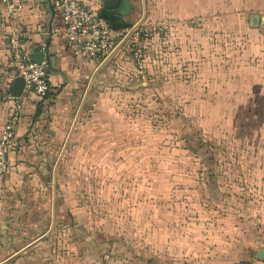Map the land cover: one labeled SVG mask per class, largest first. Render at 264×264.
Wrapping results in <instances>:
<instances>
[{"label": "rangeland", "instance_id": "1", "mask_svg": "<svg viewBox=\"0 0 264 264\" xmlns=\"http://www.w3.org/2000/svg\"><path fill=\"white\" fill-rule=\"evenodd\" d=\"M157 1L150 8L154 26H148L167 24L169 30L145 43L142 66L132 52L108 60L115 64L130 58L133 68L124 69L132 77L118 83L119 91L112 86L116 83H105L112 86L104 92L105 108L117 112L105 123L118 118L119 130L106 129L104 136L116 135L118 161L110 144L99 152L97 163L66 164L76 172L66 177L61 173L54 203L44 179L32 183V193L17 195L14 176H7L15 166L11 156L25 151L32 133L31 139L17 141V146L14 141L8 149V168L0 175V214L8 221L0 225V264L78 262L72 256L81 249L100 246L95 239L80 246L79 239L67 236L81 218L97 233L98 243L105 242V251L150 249L155 236L158 244L166 232L170 241L173 233H192L200 222L202 230L213 224L223 228L224 243L233 250L241 244L247 250L253 247L261 221L256 219L264 217V0L201 4L200 10L209 8V14L171 25V30L161 8L166 0ZM87 2L99 6L100 0ZM253 16L259 17L257 26L251 25ZM13 145L20 147L11 152ZM20 198L40 205L43 216L34 230L41 240L27 247L21 241L25 228L10 218L17 214L13 205H23ZM210 203L229 205L227 213L218 215ZM23 213L18 210L19 217ZM49 219L62 221L54 234L53 227L44 225ZM191 235L201 246L203 235ZM197 242L192 244L195 250ZM173 243L181 251L182 240ZM210 261L201 259L202 264Z\"/></svg>", "mask_w": 264, "mask_h": 264}, {"label": "crops", "instance_id": "2", "mask_svg": "<svg viewBox=\"0 0 264 264\" xmlns=\"http://www.w3.org/2000/svg\"><path fill=\"white\" fill-rule=\"evenodd\" d=\"M87 1L82 0L84 5L92 12L97 15L102 13V6L105 0H100L99 6L91 5ZM128 1L130 14L126 17H121L120 22L153 27L154 24L150 21L151 13H153L150 9L151 2L156 4L159 1ZM166 1L162 3L161 8L166 9V15L163 16L170 24V30L173 29L171 25L179 24L190 18L194 19L201 14H209V8H206V11L200 10L201 4L208 6H214L215 4L214 0ZM2 14L3 9L0 5V69L4 67L9 59ZM172 20L174 21L173 23H171ZM19 25L22 33L26 36V46L31 52V58L38 53H42L43 47L45 49V52L42 53L43 56L45 57L46 53H48L50 62L49 78L52 92L51 97L44 103H39L36 97L25 93L24 89L20 97L7 99L6 93L9 84L5 73L0 71V135L11 112L17 108L22 112V119L15 133V144L17 141L21 143L24 139H31L29 134L32 133V139L27 140V147H24L25 151L21 154L16 151L11 156L12 159H15V166L7 176H9V179L10 176H14L12 179L17 184L15 187L17 195L32 193L34 190L31 186L32 183L44 179L47 192L50 191L53 195L51 202L55 203L58 199L55 200V191L53 192V189L57 190L55 186L60 185L59 178L61 173L63 177H66L71 171L73 173L76 172V167L71 168V166H68L67 168L66 164L71 165L72 162L97 163L99 161V152L102 151L104 153L106 147L110 144L116 150V161H118L119 143L116 144L118 139L113 133L104 136V131L109 128L112 131L119 130V121L116 118L115 122L109 120L108 124L105 123V118L114 119L113 114L117 112L113 109H107L108 107L105 108L104 92L109 87L112 88V86L116 87L114 88L115 91H119L118 87L120 85L118 83L130 80L132 75L123 71L124 69L133 70L132 63L130 58H126L122 63L114 64L108 60L102 62L93 61L76 55L63 39L61 13L55 0H24V8L20 13ZM162 26H166V30H169L167 24ZM176 27L180 28L179 25ZM120 57L121 54H117L116 58ZM106 82L116 84L108 87V85H105ZM16 146L11 152L20 147ZM72 149L74 152H72ZM93 152L96 153L94 158ZM15 154H18V156H15ZM65 187L66 185L63 188L64 192L66 190ZM20 201L23 205H18V202H16L12 209L17 210V214L10 215V218L15 221V225L25 228L21 231V235L25 239L22 238L21 241L29 243L25 246L27 247L31 243L41 240L39 230H34H36L35 227H40L43 216L39 214L40 205H34L23 198H20ZM210 204L213 211H216L218 215H224L222 212H226L229 207V205ZM18 210L24 211L21 217L18 215ZM5 217L3 212H1L0 220L4 222H0V225L8 224V221H6L7 215ZM187 218L185 217L183 220H192ZM49 220V223L45 222L44 225L53 227L52 234H54L53 232L62 224V221L55 219L53 223L52 219ZM256 220H261L256 224L259 232L254 234L256 238L254 237L253 247L249 250L244 249V244L240 245L241 248L233 250L231 246L229 247L224 243L227 235L223 228L218 229L213 224V228L209 227L202 230L199 228L202 222L196 225L192 233L188 230H184L182 234L173 233V236H170L173 239L170 238V241L166 232L161 233L158 237V244L156 236L154 237L156 243L154 242L152 248L138 250L127 247L122 249L121 253L114 250H103L101 246H104L105 242L98 243V239H96L98 235L90 231L87 219L75 220L74 228H69L68 230L71 233L65 234V236L72 237V241L75 238L79 239L80 246H84L85 242L87 243L88 240L92 241L93 239H95L97 247L100 245L92 251L81 249L78 255L72 256L78 259V262L75 260L74 264H107L105 262L107 259H113L111 264H202L201 259L203 258L206 261L212 260L203 264H264V261L257 260V251L264 250V217H258ZM64 226L66 227V225ZM192 226L194 225L192 224ZM49 231L50 229L47 230L48 233ZM77 232L79 233L77 234ZM195 232L196 235H203L201 246L199 245L200 242H197L191 235ZM82 235L84 236L80 238ZM149 240H152L151 237H149ZM180 240H182L183 248L181 251H177L174 248L177 245L173 242H180ZM195 242L198 244L196 250L192 247ZM189 243L191 244L189 245ZM17 254L16 256H19L20 253Z\"/></svg>", "mask_w": 264, "mask_h": 264}, {"label": "built area", "instance_id": "3", "mask_svg": "<svg viewBox=\"0 0 264 264\" xmlns=\"http://www.w3.org/2000/svg\"><path fill=\"white\" fill-rule=\"evenodd\" d=\"M61 13L63 39L76 55L90 60L107 61L125 48L132 52L139 66H142L143 43L151 40L158 33H164L166 26L145 27L133 25L131 28L115 30L110 23L92 12L82 0H55ZM3 9V25L6 30L9 59L1 72L7 77L11 88L6 98L14 99L12 85L16 79L24 81V92L38 99H44L51 92L49 78V57L40 63H34L27 48L26 36L19 25L20 13L24 0H0ZM44 47L42 53H44ZM47 54V53H46ZM9 88V87H8ZM19 108L13 110L2 131L0 140V175L8 168V149L15 141V133L21 119Z\"/></svg>", "mask_w": 264, "mask_h": 264}, {"label": "water", "instance_id": "4", "mask_svg": "<svg viewBox=\"0 0 264 264\" xmlns=\"http://www.w3.org/2000/svg\"><path fill=\"white\" fill-rule=\"evenodd\" d=\"M103 11L99 15L100 18L105 19L110 23L113 29L122 30L131 28L133 24L130 23H121L120 18L126 17L130 14V5L128 0H105L103 2ZM264 23V18L261 19ZM259 17H251V25L257 26ZM48 57V53L46 54ZM44 56L42 53H38L32 57L34 63H40L43 60ZM24 89V81L22 79H16L12 85V94L13 96L20 97ZM257 260L264 261V250L257 251Z\"/></svg>", "mask_w": 264, "mask_h": 264}, {"label": "trees", "instance_id": "5", "mask_svg": "<svg viewBox=\"0 0 264 264\" xmlns=\"http://www.w3.org/2000/svg\"><path fill=\"white\" fill-rule=\"evenodd\" d=\"M148 42V41H147ZM146 43V42H145ZM145 43H143V49H145V47H146V44ZM125 52H128V48H125L123 51H121L119 54H121V56L125 53ZM118 54V55H119ZM93 61H96V60H93ZM11 88V84H9V88H8V90ZM51 92H52V87H51ZM51 92L44 98V99H38L37 98V100L39 101V103H44L49 97H51ZM21 119H22V114H21ZM21 119H20V121H21ZM19 124H20V122H19ZM19 126V125H18ZM14 146L15 145H13L12 147H11V150L14 148Z\"/></svg>", "mask_w": 264, "mask_h": 264}]
</instances>
